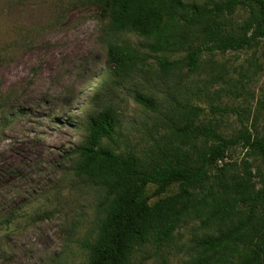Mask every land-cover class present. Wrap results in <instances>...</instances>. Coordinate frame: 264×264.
I'll use <instances>...</instances> for the list:
<instances>
[{
    "label": "rangeland",
    "instance_id": "374dc122",
    "mask_svg": "<svg viewBox=\"0 0 264 264\" xmlns=\"http://www.w3.org/2000/svg\"><path fill=\"white\" fill-rule=\"evenodd\" d=\"M182 1L205 9L214 0ZM250 7L201 19L181 12L164 26L169 44L153 52L155 38L111 30L109 11L96 0H0V264H86L84 243L97 235L105 193L74 174L73 151L89 117L105 107L119 120L114 141L106 143L142 163L180 146L174 130L192 106L203 110L196 123L225 136L245 127L264 134V38L235 51L203 52L192 71L187 60L204 41L205 23L221 21L242 34ZM110 45L120 52L118 62L109 59ZM160 57L174 65L162 68ZM138 93L152 98L153 108L135 101ZM205 144L196 139L194 150ZM244 159L260 187L259 157L238 145L227 150L225 161L238 169ZM176 191L173 184L160 197ZM16 207L4 226L1 217ZM238 209L235 216H243L244 206ZM228 223L202 226L200 218L186 217L164 243L136 247L129 264H185L201 238Z\"/></svg>",
    "mask_w": 264,
    "mask_h": 264
},
{
    "label": "trees",
    "instance_id": "16d2710c",
    "mask_svg": "<svg viewBox=\"0 0 264 264\" xmlns=\"http://www.w3.org/2000/svg\"><path fill=\"white\" fill-rule=\"evenodd\" d=\"M96 1L109 11L111 30L155 38L149 46L153 52L169 44L164 26L181 12L201 19L224 16L238 4L250 5V19L241 27L242 34L228 31L221 21L205 23L201 28L202 45L187 53L190 71L196 68L203 52L235 51L264 38V0H214L212 7L205 9L182 0ZM119 55L117 47L110 45V61L118 62ZM158 63L164 69L174 65L167 57L158 58ZM134 99L147 108L154 106L153 99L144 94L138 93ZM217 110L228 112L226 108ZM202 111L190 107L186 122L174 130L180 146L162 148L144 163L134 154L117 152L106 143L114 141L119 125L112 108L105 107L89 117L86 136L73 151L77 158L73 172L103 189L105 215L93 242L84 243L89 250L86 264H129L136 247L164 243L176 225L191 215L200 218L202 226L230 223L201 238L195 255L185 264H264V134L255 136L245 127L225 136L214 127L196 123ZM200 138L208 144L194 150V142ZM236 145L261 160L260 187H255L256 173L247 160L239 169L235 163L225 161L227 150ZM173 184L177 191L160 197ZM148 186H154L151 193ZM238 206H244L243 216H235ZM16 211L17 207L1 217L4 226L16 217Z\"/></svg>",
    "mask_w": 264,
    "mask_h": 264
}]
</instances>
